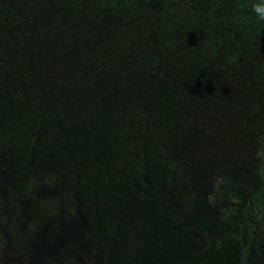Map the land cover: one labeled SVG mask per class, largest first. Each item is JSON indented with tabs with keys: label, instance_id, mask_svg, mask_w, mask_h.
<instances>
[{
	"label": "trees",
	"instance_id": "1",
	"mask_svg": "<svg viewBox=\"0 0 264 264\" xmlns=\"http://www.w3.org/2000/svg\"><path fill=\"white\" fill-rule=\"evenodd\" d=\"M254 2L0 0V264H264Z\"/></svg>",
	"mask_w": 264,
	"mask_h": 264
},
{
	"label": "clouds",
	"instance_id": "2",
	"mask_svg": "<svg viewBox=\"0 0 264 264\" xmlns=\"http://www.w3.org/2000/svg\"><path fill=\"white\" fill-rule=\"evenodd\" d=\"M246 18H255L258 22H264V0H255L254 3H251L248 6ZM234 19H240V17L236 16ZM79 125L82 124L69 121L53 122L43 127L39 133L48 137H56L59 133Z\"/></svg>",
	"mask_w": 264,
	"mask_h": 264
},
{
	"label": "bare ground",
	"instance_id": "3",
	"mask_svg": "<svg viewBox=\"0 0 264 264\" xmlns=\"http://www.w3.org/2000/svg\"><path fill=\"white\" fill-rule=\"evenodd\" d=\"M5 93V92H4ZM84 98V97H83ZM78 99V98H77ZM10 101V100H9ZM38 109V108H37ZM31 123V122H30Z\"/></svg>",
	"mask_w": 264,
	"mask_h": 264
}]
</instances>
